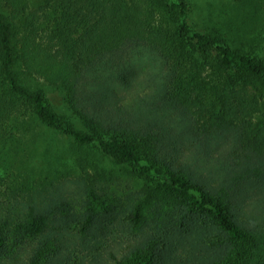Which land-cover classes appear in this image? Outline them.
<instances>
[{
	"label": "trees",
	"instance_id": "16d2710c",
	"mask_svg": "<svg viewBox=\"0 0 264 264\" xmlns=\"http://www.w3.org/2000/svg\"><path fill=\"white\" fill-rule=\"evenodd\" d=\"M7 1L0 264H264V60L186 0Z\"/></svg>",
	"mask_w": 264,
	"mask_h": 264
},
{
	"label": "rangeland",
	"instance_id": "374dc122",
	"mask_svg": "<svg viewBox=\"0 0 264 264\" xmlns=\"http://www.w3.org/2000/svg\"><path fill=\"white\" fill-rule=\"evenodd\" d=\"M186 1L188 2L187 21L195 30L219 36L237 52L251 54L264 60V0L261 1L260 5H256L253 8L247 5V0ZM29 2L31 3V0ZM0 4L5 13L10 14L11 9L8 1L0 0ZM42 20L43 17L39 23L41 27H45ZM30 81L34 87H47L48 85L46 80L39 75L32 76ZM256 94L258 95L261 107L259 113H257V119L264 118V89L258 90ZM58 138V141L55 140L53 142L56 151L66 146V140L60 134ZM61 154H64V152ZM57 163L59 167L67 168L70 165V160L66 161L64 156L59 158ZM107 164L110 167L116 168L115 165L108 161ZM218 174V172L212 173L214 176ZM66 181L71 185L70 178ZM118 181V185H120L118 188L120 190H133L137 187L134 179L124 175L118 177ZM68 184H65L64 188L70 190L71 188ZM65 196L70 200L73 199L70 194H65ZM101 250L107 256L108 244H104Z\"/></svg>",
	"mask_w": 264,
	"mask_h": 264
}]
</instances>
